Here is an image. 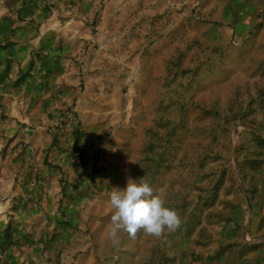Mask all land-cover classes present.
<instances>
[{
    "label": "rangeland",
    "instance_id": "obj_1",
    "mask_svg": "<svg viewBox=\"0 0 264 264\" xmlns=\"http://www.w3.org/2000/svg\"><path fill=\"white\" fill-rule=\"evenodd\" d=\"M0 264H264V0H0Z\"/></svg>",
    "mask_w": 264,
    "mask_h": 264
},
{
    "label": "clouds",
    "instance_id": "obj_2",
    "mask_svg": "<svg viewBox=\"0 0 264 264\" xmlns=\"http://www.w3.org/2000/svg\"><path fill=\"white\" fill-rule=\"evenodd\" d=\"M110 208L113 214L107 235L113 246L120 244L121 232L135 238L143 230L149 236L161 237L165 230L175 232L182 223L179 214L165 207L164 199L154 195L143 179H129L125 188L112 191Z\"/></svg>",
    "mask_w": 264,
    "mask_h": 264
}]
</instances>
